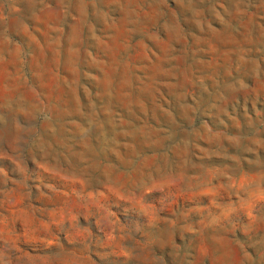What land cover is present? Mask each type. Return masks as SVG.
Instances as JSON below:
<instances>
[{"label":"rangeland","instance_id":"rangeland-1","mask_svg":"<svg viewBox=\"0 0 264 264\" xmlns=\"http://www.w3.org/2000/svg\"><path fill=\"white\" fill-rule=\"evenodd\" d=\"M0 264H264V0H0Z\"/></svg>","mask_w":264,"mask_h":264}]
</instances>
